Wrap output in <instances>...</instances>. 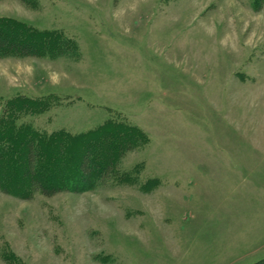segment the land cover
Masks as SVG:
<instances>
[{"label": "rangeland", "instance_id": "rangeland-1", "mask_svg": "<svg viewBox=\"0 0 264 264\" xmlns=\"http://www.w3.org/2000/svg\"><path fill=\"white\" fill-rule=\"evenodd\" d=\"M1 15L78 47L0 57L1 103L51 97L18 122L111 119L146 142L118 161L128 183L0 191V264H264V0H0Z\"/></svg>", "mask_w": 264, "mask_h": 264}, {"label": "trees", "instance_id": "trees-1", "mask_svg": "<svg viewBox=\"0 0 264 264\" xmlns=\"http://www.w3.org/2000/svg\"><path fill=\"white\" fill-rule=\"evenodd\" d=\"M21 1L31 5L35 0ZM77 48L62 30L38 29L14 17L0 16V57H56ZM50 98L20 96L0 101V191L28 200L35 193L47 197L80 193L108 183L113 176L119 183L130 182L127 174L117 172L118 161L146 142L145 133L111 119L80 133L46 132L29 122H18L20 114L47 108Z\"/></svg>", "mask_w": 264, "mask_h": 264}]
</instances>
